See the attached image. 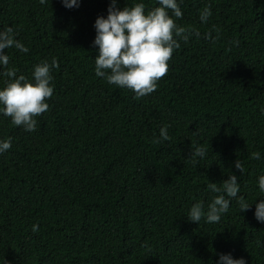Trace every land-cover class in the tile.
I'll return each mask as SVG.
<instances>
[{"label":"trees","instance_id":"1","mask_svg":"<svg viewBox=\"0 0 264 264\" xmlns=\"http://www.w3.org/2000/svg\"><path fill=\"white\" fill-rule=\"evenodd\" d=\"M109 3L0 0V28L11 25L28 48L5 49L8 66L30 79L34 64L57 61L33 131L0 116V138L11 139L0 153V264H214L219 252L264 264V223L253 216L264 198V0H182L175 22L200 35L178 39L141 97L95 75L94 21ZM196 147L206 155L194 164ZM231 173L249 208L232 198L220 221L189 220L192 203L215 195L207 185Z\"/></svg>","mask_w":264,"mask_h":264},{"label":"clouds","instance_id":"2","mask_svg":"<svg viewBox=\"0 0 264 264\" xmlns=\"http://www.w3.org/2000/svg\"><path fill=\"white\" fill-rule=\"evenodd\" d=\"M43 4L45 0H40ZM80 0H61L68 8L78 7ZM182 0H157L154 7L145 10L143 0L134 2L131 6L118 7V0H110L107 15H98L94 21L95 36L92 44L97 46L94 58V72L97 77H103L109 84H115L131 90L136 97L153 92L157 81L166 73L168 60L175 48L179 46L178 39L187 40L190 35L199 36V32L177 24L174 18L183 15L180 7ZM211 7L205 5L198 10V19L207 23L211 16ZM213 32L219 29L213 25L203 34L205 39H215ZM16 32L11 25L0 28V76L7 77L0 86V116L10 118L11 124L22 127L25 131H33L36 127V116L45 112L49 104L47 98L53 94L51 68H55V57L51 61L43 60L32 66L31 78L25 74H17L14 67H9L8 48L20 52H28V48L16 38ZM264 113V106L260 108ZM167 126L159 129V138L166 140ZM11 147L10 138H0V153ZM206 150L196 147L192 153V163L195 157L204 158ZM259 158L258 152L252 154ZM234 167L243 172L241 161L236 159ZM260 193H264V173L257 177ZM208 190L212 195L205 206L202 201L192 203L187 211V218L206 223L220 221L222 214L228 211L230 201L235 198L239 210H247L251 203L238 195L239 184L237 175L228 174L220 186L209 183ZM264 197V196H261ZM254 218L264 223V198L256 202L253 210ZM32 231L38 230L33 223ZM214 264H246L243 256L233 257L231 252H219Z\"/></svg>","mask_w":264,"mask_h":264}]
</instances>
